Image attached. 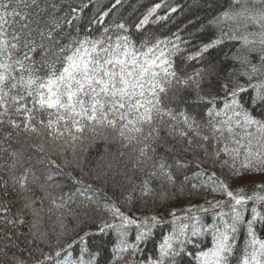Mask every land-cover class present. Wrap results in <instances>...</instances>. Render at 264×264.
Wrapping results in <instances>:
<instances>
[{"label":"snow or ice","instance_id":"snow-or-ice-1","mask_svg":"<svg viewBox=\"0 0 264 264\" xmlns=\"http://www.w3.org/2000/svg\"><path fill=\"white\" fill-rule=\"evenodd\" d=\"M0 264H264V0H0Z\"/></svg>","mask_w":264,"mask_h":264},{"label":"trees","instance_id":"trees-1","mask_svg":"<svg viewBox=\"0 0 264 264\" xmlns=\"http://www.w3.org/2000/svg\"><path fill=\"white\" fill-rule=\"evenodd\" d=\"M192 199V202L194 203H202L203 202V197H200V198H191ZM209 199H211V197H209ZM180 204H185V206L187 205V202L184 201V200H181V201H178V202H174L172 205H170V207H179ZM134 212H137L139 213V209L138 208H134L133 209ZM211 216V213L207 214V217L206 218H210Z\"/></svg>","mask_w":264,"mask_h":264}]
</instances>
